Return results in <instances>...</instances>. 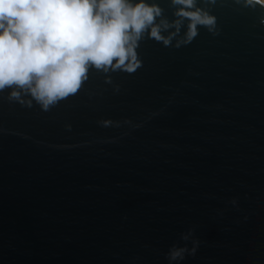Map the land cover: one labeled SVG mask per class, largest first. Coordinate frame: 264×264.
I'll use <instances>...</instances> for the list:
<instances>
[{
  "label": "water",
  "instance_id": "1",
  "mask_svg": "<svg viewBox=\"0 0 264 264\" xmlns=\"http://www.w3.org/2000/svg\"><path fill=\"white\" fill-rule=\"evenodd\" d=\"M212 11L217 34L145 39L48 111L0 92V264H169L189 228L179 264H264V8Z\"/></svg>",
  "mask_w": 264,
  "mask_h": 264
},
{
  "label": "clouds",
  "instance_id": "2",
  "mask_svg": "<svg viewBox=\"0 0 264 264\" xmlns=\"http://www.w3.org/2000/svg\"><path fill=\"white\" fill-rule=\"evenodd\" d=\"M234 2L264 8V0ZM217 3L168 0L169 18L158 0H0V92L11 89L10 100L29 106L35 101L48 111L76 95L92 70L105 74L108 84L110 73H135L143 66L138 49L145 39L178 49L201 27L217 34ZM194 233L189 228L180 233L184 243L171 244L164 254L169 264L196 254L201 241Z\"/></svg>",
  "mask_w": 264,
  "mask_h": 264
}]
</instances>
